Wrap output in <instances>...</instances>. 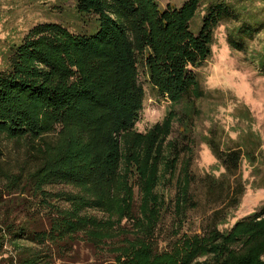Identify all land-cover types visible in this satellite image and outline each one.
Returning <instances> with one entry per match:
<instances>
[{
    "label": "trees",
    "instance_id": "1",
    "mask_svg": "<svg viewBox=\"0 0 264 264\" xmlns=\"http://www.w3.org/2000/svg\"><path fill=\"white\" fill-rule=\"evenodd\" d=\"M68 1L65 22L37 23L1 53L0 264H55L60 244L79 235L97 248L114 241L115 264H264V202L229 224L246 189L242 164H254L260 136L249 131L229 144L217 126L203 134L219 173L192 170L188 140L194 100L205 95L194 69L210 57L215 29L224 26L229 47L248 49L264 31V0L164 8L156 0ZM250 53L264 72V38ZM139 63L181 115L170 108L145 132L136 128L145 97ZM175 118L185 145L168 139ZM4 140L24 152L5 157ZM196 189L206 227L180 234L200 204ZM170 207L179 230L159 248Z\"/></svg>",
    "mask_w": 264,
    "mask_h": 264
},
{
    "label": "rangeland",
    "instance_id": "2",
    "mask_svg": "<svg viewBox=\"0 0 264 264\" xmlns=\"http://www.w3.org/2000/svg\"><path fill=\"white\" fill-rule=\"evenodd\" d=\"M156 1L161 8H164L167 5L179 6L184 0ZM69 2L68 0H0V65L2 50L11 41L19 42L32 26L46 21L65 22L64 7H68ZM199 19L200 17L192 25L195 29ZM263 38L264 31L254 36L248 49L236 50L227 44L224 26L220 25L214 31L210 57L201 67L194 69L205 95L194 100L195 108L199 113L193 116L188 134L190 146L194 150L192 170L201 174L210 171L216 164L209 147L201 138L210 128L217 126L219 130L223 129V141L229 144H233L230 139L236 140L249 131H255L260 136V146L254 150L256 157L254 164L251 165L246 161L242 164L241 174L246 181V189L229 224L257 210L264 202V72L258 66L255 55L251 56L250 53L251 49L260 48ZM138 67L139 81L144 87L145 97L136 128L145 132L154 123L160 122L170 108L177 112V117L181 116L180 104H171L166 97L158 96L147 82L142 64L139 63ZM243 112H246V117L242 116ZM180 126L175 118L168 139H178L180 144L185 145L186 141L181 137ZM2 143L4 156L7 158L24 152L26 147L23 144L17 146L7 140ZM220 171L222 168L218 171L214 170L216 173ZM166 187L169 198H173L174 186ZM51 189L70 190L71 187L55 184ZM193 192L200 204L197 208L189 210L180 234L201 232L206 227L207 205L204 203V191L196 189ZM135 194V198L138 199L136 188ZM92 213L98 217L102 216L97 210ZM175 230L178 232L179 228L170 207L160 223L159 248L165 247L172 240ZM109 242H112L109 245L115 243ZM60 245L63 252L55 264H115V255L108 244L97 248L79 235L75 239H70V242Z\"/></svg>",
    "mask_w": 264,
    "mask_h": 264
}]
</instances>
